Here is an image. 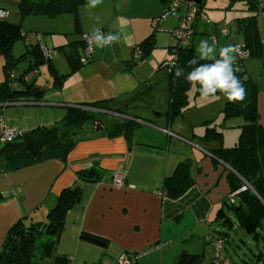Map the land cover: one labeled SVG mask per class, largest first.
Instances as JSON below:
<instances>
[{"label":"crops","instance_id":"0c3cea01","mask_svg":"<svg viewBox=\"0 0 264 264\" xmlns=\"http://www.w3.org/2000/svg\"><path fill=\"white\" fill-rule=\"evenodd\" d=\"M170 2L102 0L95 8H88L87 4L81 6L77 16H28L32 19L27 28L22 23L24 18L15 20L8 17L11 22L21 23L24 32L19 38L24 41V47L21 41H17L8 52L12 62L9 71L13 72L18 62L29 60L27 67L17 76L25 73L27 79L34 73L32 80L35 85L45 88L46 93L42 101L0 103V137L5 126L20 132L50 127L64 118L71 106L112 98L119 106L129 104L125 108L126 117L130 116L141 125L134 130L131 141L124 135L109 137L105 130L96 129L93 123L86 125L67 158L44 159L13 171L8 170L7 160L0 157V193L4 196L0 200V249L13 225L22 219L46 220L61 192L76 182L82 169L95 164L102 166L105 174L101 180L83 185L81 199L69 212L56 245L58 253L70 257V264H119L128 252L137 253L135 262L131 264H180V256L185 251L206 254L207 249L197 246L196 240H203L205 245L211 246L205 237L213 234L217 238L221 235L223 231L216 230L212 220L217 209L224 205L223 199L230 193L227 179L230 167L219 160L216 164L212 152L200 144L202 141L195 142L174 128L167 115L169 83L167 108L157 107V116L151 118L141 114L139 101L144 98V101L150 102L145 99L146 93L162 79L156 81L140 67L126 70V60L130 59L133 48L149 36L155 17L160 16ZM0 5L7 8L2 0ZM259 7L258 27L264 45V0ZM169 19H165L164 23L172 29L179 18L175 26L168 24ZM96 28L119 35L118 41L105 45L121 48L123 56L109 58L104 51L107 46H104L103 52H96V58L92 55V61L69 75L63 89H52L51 79L46 74L42 75V66L46 65L49 69V64L42 61L40 45L52 49V62L60 71L65 63L57 56L60 52L66 55L68 67L63 73H67L70 71L65 53L69 50L67 44L83 39L84 33H92ZM213 28L221 32L225 30L221 24ZM230 30L227 35L231 34ZM236 31L240 33L238 27ZM20 47H23L22 50H19ZM54 47L65 48L56 51ZM13 85L22 86L19 80ZM257 87L260 120L264 127V87L260 88L258 84ZM131 109L136 113H131ZM208 117L204 116L203 121L212 120ZM172 138L181 142L186 139L196 148L192 146L195 148L193 151L180 152L177 143L173 147ZM234 139V142H222L221 145L231 147L238 142V136ZM2 144L0 142V146ZM219 145L215 142L209 147ZM189 159L191 172L195 173L194 186L178 199L163 196L159 188L166 175L172 173L181 161ZM121 174L125 176L126 184L116 187L113 180ZM82 232L107 239V245L84 240ZM221 257L230 258L226 250ZM213 263V258L205 260L204 256L200 264Z\"/></svg>","mask_w":264,"mask_h":264},{"label":"trees","instance_id":"16d2710c","mask_svg":"<svg viewBox=\"0 0 264 264\" xmlns=\"http://www.w3.org/2000/svg\"><path fill=\"white\" fill-rule=\"evenodd\" d=\"M234 1L232 0V5ZM242 1L245 3V8L240 10L243 11L242 14L236 16L234 20L242 34L243 42L250 49V56L258 54L264 57V45L258 27L261 0ZM87 2L88 0H20L18 8L21 18L31 15H43L52 18L62 14L77 16L79 8ZM195 2L199 12L188 44L180 46L176 43L170 47V52L176 58L175 65L170 67L167 76L170 86L167 115L170 120H173L177 115L186 113L194 106L191 104L189 93L193 83L187 81L185 76L188 71L192 70L187 62L199 55L195 51L192 40L198 32L199 18L205 16L202 5L197 0ZM188 12L189 6L185 4L177 10L174 16H169H179L178 24L170 29L172 36ZM77 23H79L78 20ZM158 29V24L154 23L149 36L133 48L130 59L126 60V70L138 65L147 57L151 49L156 47ZM23 35L21 23L11 22L8 18L0 19V53L4 52L8 59L4 65L5 80L0 83V103L25 100L42 101L46 93V89L35 85L32 79L27 80L25 73L14 77L10 76L12 73L9 71V67L12 62L9 61L8 52ZM67 45H69V50L65 53L70 64V71L67 73L61 72L51 58H44L40 52L42 61L49 64L52 88L63 89L69 75L92 61V56L86 57L84 39L71 41ZM64 48L54 47L53 49L57 51ZM249 57L242 60L236 59L234 62L236 66L233 68L235 75L242 81L245 88V99L243 101H228L226 98L221 109L223 126L231 118L242 117L244 119L238 142L231 147L221 145L222 129L210 125L212 120H206L207 130L200 144L212 152L216 164L219 160L231 167L227 176L230 193L223 199L224 205L219 208L216 216V220L227 228L219 236L224 240L223 248L226 243L233 239L230 231L238 227L239 242L235 243L238 250L237 248L234 249L238 255V264H264V127L260 120L259 89L256 82L246 74L247 70L238 67V63H244V60ZM168 61L164 60L160 63L159 69L163 68ZM211 62L213 61L210 59L200 60L201 64ZM177 68L185 69L184 76L179 78L175 76ZM16 80L20 81L21 87L13 85ZM198 87L199 85H196V96L200 95ZM218 94H222V92L218 91L215 95ZM127 106L130 105L119 106L114 98L82 102L79 105L71 106L67 109L64 118L53 126H44L23 132L14 141L3 143L0 146V157L7 160L9 171L44 159L67 158L70 151L76 146L78 138L88 122H92L96 129L105 130L109 137L124 135L131 141L134 130L141 123L131 119L130 116L126 117L128 113L125 108ZM105 114L116 115L119 121L114 126H106ZM215 142L220 143V145L214 148L209 147ZM190 161L191 159L181 161L172 173L166 175L159 188L163 196L178 199L194 186L196 182L191 172ZM104 174V168L98 164L82 169L76 182L61 192L57 203L48 212L46 220L26 221L22 219L13 225L0 249V264H44L43 259L54 254L55 247L66 226L68 214L81 199L83 185L86 182L101 180ZM3 198L4 196L0 193V200ZM209 236L215 238L213 234H210L205 237L206 241ZM81 238L96 244L107 245V239L89 232H82ZM211 254L213 256V251ZM127 255H130V258L134 255L135 259L132 262L134 263L137 253L128 252ZM203 260L204 255L191 254L185 251L180 256L179 263L200 264ZM228 260L229 264H235L230 258ZM54 262L55 264H70L71 259L66 254H60L55 257Z\"/></svg>","mask_w":264,"mask_h":264},{"label":"rangeland","instance_id":"374dc122","mask_svg":"<svg viewBox=\"0 0 264 264\" xmlns=\"http://www.w3.org/2000/svg\"><path fill=\"white\" fill-rule=\"evenodd\" d=\"M199 4L202 5L203 8V15L206 16V18H199L198 24H197V30L198 32L193 36V44L195 45V51L198 52V45L201 40H208L209 43H215L217 47V58L219 56V49L222 47H225L227 45H233L242 42L243 37L241 33H238L236 31L237 23L234 20V18L240 14H242L243 11H240L245 8V3L242 0H235L232 5V0H197ZM19 0H2V3L7 7L9 11V16L12 19L20 20L21 19V13L19 11ZM168 8V6H166ZM162 14V13H161ZM170 15V14H169ZM43 16V15H41ZM168 24L171 23L174 24V26L177 24V20L179 18L170 17ZM9 19V18H8ZM32 18H28L26 16L22 23L27 28L28 22ZM173 19V20H172ZM40 20V19H38ZM43 21V19H41ZM165 19L160 17L155 18V23L158 24L159 29L156 33V47L152 48L147 57L142 60L138 65L135 67H140V69H143L149 77L154 76L156 78L155 80L162 79L161 82L156 83V87L152 89L150 92H147L145 96V99L149 100L150 102L144 101V98L141 99L140 102V108L139 111L141 114H143L145 117H155L157 116L156 108L161 107L165 108L168 104L169 100V86H168V67L164 66L163 68L159 69L160 63H162L164 60H172L174 58V54L170 52V46L175 45L177 43V38L172 36L170 29L166 27V24L164 23ZM222 25L225 29L228 31H231V34L223 35V32L220 30H215L213 27L215 25ZM230 28V29H229ZM214 37L218 38V42L214 41ZM65 39V38H64ZM17 41H21L23 43L24 47V41L18 39ZM16 41V42H17ZM235 42V43H234ZM16 44V48H17ZM109 45V44H108ZM107 46V45H105ZM23 47H20L19 50H22ZM105 54L109 58H118L123 56V51L121 48L116 47L111 48L110 46L104 47ZM17 52L19 54L18 48ZM96 52H103V48H99L94 44V53L95 58L97 57ZM235 56V60L237 59V56L233 53ZM57 58L64 59L65 67L62 69L60 67L61 71H67L65 68L68 67L67 65V58L66 55L62 52L59 53V56ZM6 62V55L4 52L0 53V83L5 80V72H4V65ZM16 62V61H15ZM233 62V68L236 66ZM29 63V60H22L18 62V64L13 67L14 71L10 70V72L17 74L21 73L24 68L27 67ZM242 67L246 71L247 75H251L256 81L260 88L264 87V57L260 55H251L249 58L244 60V63L242 64L238 63V67ZM43 67V73L42 75L46 74L49 79L52 78L49 76V69L46 65ZM45 75V76H46ZM12 76V75H10ZM43 77H41V80ZM53 89V88H52ZM196 86L194 87L192 84V88L190 89V101L191 104H195V107L186 112L184 115H177L172 120V125H174V128L178 130V132L184 133L188 138H192L195 142H201L202 137L205 136L207 126L205 125V121H203L204 116L208 117L210 114V119H212V122L210 125L221 128L223 131L222 135V144H228L229 142H234L237 136L239 139L241 125L244 122V119L242 117H235L231 118L230 120H227V123L223 126V117L221 113V109L224 106L226 96L222 94H218L215 96H210L207 98L202 97L201 95L196 96L195 95ZM143 101V102H142ZM167 108V107H166ZM131 113H136V111L132 110ZM119 118L116 115H108L105 114V125L106 126H114L116 122H118ZM92 122H88L86 125H91ZM174 143L172 144L173 147H175V144L177 145V150L183 153H188V150L193 151L196 148V145L188 142L186 139L181 142V140H177V138H172ZM192 142V141H191ZM235 144V143H233ZM189 145V146H187ZM195 147V148H192ZM233 146V145H232ZM196 151V150H195ZM195 173H193V177ZM218 214L217 212L214 216V219L212 220V224L214 225V228L218 231H224L227 230L225 226H223L222 223L218 222L215 218ZM238 227L230 231V234L233 236V239L225 244V249L221 250L220 255H223L225 250L227 251L228 256H230L231 261H233L235 264H238V255L235 248V243H238ZM242 233V231H241ZM243 234V233H242ZM197 246L201 248H206V254L205 260L209 259L212 260L211 257V251H212V245H205L203 240H196ZM57 247H55L53 256L47 257L43 259L44 264H55V257L60 255L57 251ZM238 250V248H237ZM62 255V254H61ZM40 256L38 257V259ZM214 264V263H213Z\"/></svg>","mask_w":264,"mask_h":264},{"label":"clouds","instance_id":"9594fccd","mask_svg":"<svg viewBox=\"0 0 264 264\" xmlns=\"http://www.w3.org/2000/svg\"><path fill=\"white\" fill-rule=\"evenodd\" d=\"M101 2L102 0H88L87 6L88 8H95ZM119 38L118 34L103 35L100 28H96L90 36V40L95 42L99 48H103L109 42L118 41ZM234 51L233 45L222 47L219 49L217 58L216 44H210L208 40H201L198 45L199 55L187 62L192 70L187 72L185 79L192 82L194 87L199 85L198 91L204 98L215 96L220 91L228 101H243L246 91L242 81L234 73ZM204 59H210L213 62L201 64L200 60ZM184 74L185 69L177 68L175 71L177 78L184 76Z\"/></svg>","mask_w":264,"mask_h":264},{"label":"built area","instance_id":"2783aa9c","mask_svg":"<svg viewBox=\"0 0 264 264\" xmlns=\"http://www.w3.org/2000/svg\"><path fill=\"white\" fill-rule=\"evenodd\" d=\"M187 4L189 6V12L186 17H184L180 23V27L174 31V37L177 38V43L181 45H187L191 34L193 33V25L195 23L196 16L198 15L199 8L196 5L195 0H171L168 8L164 10V13L162 14V18L167 19L169 16H174L179 8H181L183 5ZM170 14V15H169ZM9 17V11L7 8L2 7L0 5V19H5ZM203 18H206L203 16ZM223 35H227L228 30H222ZM101 33L105 36L108 35L107 32H105L103 29H101ZM91 33H84L83 39L86 44L85 48V54L86 57L89 58V56L93 55L94 52V42L90 40ZM215 42H217V38H213ZM111 43V42H109ZM107 43V44H109ZM235 51L234 54L237 56L238 60H242L243 58L250 56V49L244 42H239L235 44L234 46ZM40 49L42 51V54L45 58H51L52 57V49L47 48L44 45H40ZM86 61V59H84ZM176 62V58L169 60L165 66L170 69V67L174 66ZM169 72V71H168ZM34 74V73H33ZM33 74H30L27 76V80L32 79ZM12 77H14V74H11ZM21 133L10 126H5L4 130L2 132V135L0 137V142L2 143H8L14 141L16 138H18ZM125 176L123 174L118 175L113 180V185L116 187H123L125 186ZM245 188V187H244ZM243 188V189H244ZM207 241L212 244L213 247V261L215 264H229L228 259H222L220 253L224 245V240L222 238H213L212 236H209L207 238ZM130 258V255L125 254L120 260L119 264H131L134 261V255Z\"/></svg>","mask_w":264,"mask_h":264},{"label":"water","instance_id":"95a60500","mask_svg":"<svg viewBox=\"0 0 264 264\" xmlns=\"http://www.w3.org/2000/svg\"><path fill=\"white\" fill-rule=\"evenodd\" d=\"M212 156L214 157V155L212 154ZM230 169H231V167H230Z\"/></svg>","mask_w":264,"mask_h":264},{"label":"bare ground","instance_id":"6f19581e","mask_svg":"<svg viewBox=\"0 0 264 264\" xmlns=\"http://www.w3.org/2000/svg\"><path fill=\"white\" fill-rule=\"evenodd\" d=\"M104 30V29H103ZM243 42V41H242Z\"/></svg>","mask_w":264,"mask_h":264}]
</instances>
